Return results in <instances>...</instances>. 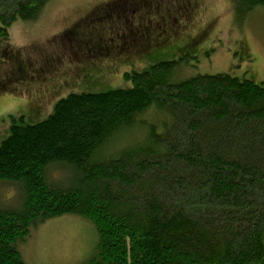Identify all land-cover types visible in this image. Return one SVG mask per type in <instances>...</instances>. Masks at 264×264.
Returning <instances> with one entry per match:
<instances>
[{"label":"trees","instance_id":"16d2710c","mask_svg":"<svg viewBox=\"0 0 264 264\" xmlns=\"http://www.w3.org/2000/svg\"><path fill=\"white\" fill-rule=\"evenodd\" d=\"M50 1L0 0V39ZM229 1L238 21L264 9ZM180 64L125 73L129 88L69 93L35 124L10 118L0 185L17 198L0 206V264H26L18 244L61 215L96 235L81 264H264V85L182 79Z\"/></svg>","mask_w":264,"mask_h":264},{"label":"rangeland","instance_id":"374dc122","mask_svg":"<svg viewBox=\"0 0 264 264\" xmlns=\"http://www.w3.org/2000/svg\"><path fill=\"white\" fill-rule=\"evenodd\" d=\"M113 1L119 3L115 8L119 12L113 11L116 16L99 17L104 20L92 24L93 32L129 28L139 40L145 36V41L139 43L136 52H124L114 55L109 62L103 61L98 75L90 71L68 93L129 88L132 85L125 73L177 59H181L183 66L177 69L184 72L180 74L182 79L189 73L195 76L225 72L264 85V9H254L238 21L229 0H51L36 21H15L8 29V37L0 39V82L13 79L0 85V142L8 134L13 115L23 116V123L35 124L52 112L58 99L38 108L11 100L20 96L22 90L44 85L37 79L32 81L42 65L41 59L49 64L50 56L65 53L66 31L76 27L85 33L91 23L88 20H96L86 17L97 7L101 8L100 14H105L102 5ZM68 63L75 70L77 62L71 58ZM99 66L93 65V69ZM53 68L58 73L67 71V65ZM22 75L24 81L18 82ZM28 78L30 81L25 80ZM84 80L88 84H82ZM11 88L14 90L5 94ZM16 198V190L0 185V206L15 204ZM95 242L96 235L87 221L75 215H61L31 229L25 242L18 246L26 264H81L91 256Z\"/></svg>","mask_w":264,"mask_h":264},{"label":"flooded vegetation","instance_id":"af4514ba","mask_svg":"<svg viewBox=\"0 0 264 264\" xmlns=\"http://www.w3.org/2000/svg\"><path fill=\"white\" fill-rule=\"evenodd\" d=\"M99 9L100 8L97 7V11H94L93 14H91L89 17H86L95 18L96 20L94 22H92L94 19L88 20V22L91 23L89 26H87V29L89 30L85 29V33H83V31L77 30L76 27L66 31V42L68 43V46H65V53L62 55H56L54 57L50 56V65L41 59L42 65L36 69L32 81L37 79L43 82L44 85L33 87L32 90L28 91L22 90L21 94L19 91L20 96H17L16 99H12V102L16 104L19 103L20 105H28L30 107H45L47 103H50L56 99L59 100L64 98L69 94L68 92L70 90H75L77 88L76 85L78 79L80 80L83 76V78L88 77L87 74L90 71H95L98 75V69H100L99 65H103V61L109 62V59L114 55L124 52L129 54L136 52L135 49L138 50L139 43H142V40L145 41V36L139 40L140 38L135 36V33L131 32L132 30L129 28H125L126 30L120 32L111 29H109L110 31L103 29L102 31L95 30L96 32H93L91 28L92 24L103 19L99 18L101 16L98 17ZM145 34L148 35L147 32ZM56 58H58V60ZM71 58L77 62V67L75 70L73 67H71L73 65L68 63L69 59ZM72 63H74L73 60ZM58 64L64 66L67 65V71L65 73H58L57 69L53 68V65L58 67ZM93 65L99 66V68L96 67L93 69ZM21 70L22 67L19 68V72ZM50 71L52 72L50 73ZM22 77L19 76L17 78L19 80L18 82L24 81V77ZM12 80V78H10V80L7 79L5 83H9ZM25 80L30 81L29 78ZM50 80L52 82H49ZM82 84L86 85L88 83L84 80ZM13 90L14 89L11 88L5 92V94H8ZM18 100H20V102Z\"/></svg>","mask_w":264,"mask_h":264}]
</instances>
